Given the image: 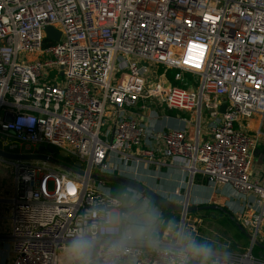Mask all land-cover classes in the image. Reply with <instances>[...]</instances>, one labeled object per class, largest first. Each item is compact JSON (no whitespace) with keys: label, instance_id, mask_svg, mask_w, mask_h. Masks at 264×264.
Segmentation results:
<instances>
[{"label":"built area","instance_id":"obj_1","mask_svg":"<svg viewBox=\"0 0 264 264\" xmlns=\"http://www.w3.org/2000/svg\"><path fill=\"white\" fill-rule=\"evenodd\" d=\"M151 106L176 111L183 126L148 125ZM28 116L30 126L18 123ZM0 139L9 152L50 146L74 160L49 166L54 153L42 151L46 161L11 162L7 217L0 208L8 264H59L73 231L133 194L150 201L131 188L128 201L112 196L104 176L166 161L239 199V221L263 241L264 167L254 153L264 145V0H0ZM183 222L179 239L134 243L117 264H196L181 251ZM217 252L220 264L257 263L251 252ZM96 261L106 264L103 243Z\"/></svg>","mask_w":264,"mask_h":264},{"label":"rangeland","instance_id":"obj_2","mask_svg":"<svg viewBox=\"0 0 264 264\" xmlns=\"http://www.w3.org/2000/svg\"><path fill=\"white\" fill-rule=\"evenodd\" d=\"M155 111H158V113L163 112V114H166L164 111H159V109H156L155 107H152ZM154 112V111H153ZM185 116V115H184ZM188 116V115H186ZM256 117V116H255ZM254 117V119H255ZM259 117V116H258ZM254 126V123L252 124ZM0 148L7 150L10 149L9 147H2V141L0 139ZM29 148V146L21 144L16 146V151H24L25 149ZM11 151V150H10ZM12 151V152H16ZM53 158L55 160L52 162H49V166H59L60 168H73V161L69 157L65 156V154L59 152V149H53ZM5 161V164L9 166V171L12 172L13 166L11 165L12 161ZM145 172L141 173L144 174V176L140 175L141 177L136 178L131 173L126 175L125 177L130 179H135L141 184H144L148 188H152V191H154L159 196L161 195L162 198L170 201L175 202L174 204H183V196L185 193V189L190 188L191 184L189 185V181H184L181 183L179 187H174L173 184L170 181H164L163 175L161 170L157 167V169H150V167L145 168ZM68 171V170H66ZM187 175L189 176V173L187 172ZM200 177L198 175H195L193 179ZM190 178V176L188 177ZM204 182L202 185L203 188H206L207 186L212 189V191L215 192V195L222 196L223 199L221 201V205L215 203L214 198L208 199L209 195L202 194L199 192H196L194 194H191V197L188 196V205H208V204H216L218 207H221L224 209L226 214H223L222 211H218L217 209H204L188 212L185 214L184 218V225L182 227L181 232V238L182 237H192L197 242H208L210 243L215 250L217 251H227L231 253H240L244 254L247 253L248 249L251 247V241L243 236L241 232L237 231L236 227L233 224V221L235 223H242L243 221H239L238 214L239 210L241 208V202L237 198H232L229 195H225V192H222L219 188H214L212 185H210L207 180L200 177L197 182ZM129 188V187H127ZM190 190V189H189ZM177 196L180 197H176ZM132 195V193H130ZM226 197H225V196ZM137 196L133 194V200L136 201ZM132 201V200H131ZM138 203V202H137ZM148 205L155 208L159 212V219H158V225L163 226L164 223V216L163 212L160 210V207L155 204H150V201H148ZM178 216L174 219L175 223L177 224L175 228V234L179 232L180 228V220H181V213H174ZM230 214L233 217V221H230L227 219V215ZM167 221V220H166ZM245 228V226H244ZM156 236V234H155ZM264 244V240H263ZM259 248L257 245H252L251 248V256L254 258V261L257 262L255 264H264V256L261 255V252L259 251Z\"/></svg>","mask_w":264,"mask_h":264},{"label":"clouds","instance_id":"obj_3","mask_svg":"<svg viewBox=\"0 0 264 264\" xmlns=\"http://www.w3.org/2000/svg\"><path fill=\"white\" fill-rule=\"evenodd\" d=\"M33 122L34 118L29 116L18 121L28 126ZM158 219L157 209L135 200L106 209L94 225L75 230L69 235L59 248V264H97L96 253L101 243L107 257L106 264H117V258L128 246L137 242L154 243ZM186 240L181 251L196 257V264H220V254L210 243L197 242L192 237ZM223 259L228 261L230 257L225 254Z\"/></svg>","mask_w":264,"mask_h":264},{"label":"crops","instance_id":"obj_4","mask_svg":"<svg viewBox=\"0 0 264 264\" xmlns=\"http://www.w3.org/2000/svg\"><path fill=\"white\" fill-rule=\"evenodd\" d=\"M152 107H154V106L150 107V109L144 114L145 116L143 118L144 120L147 119L146 123L148 125H150V126L155 125V127L157 129H159V128L163 129V128H168V127L180 128L183 126V124L180 123L179 120L177 119V116H176L177 113L176 112L174 114L168 113L167 112L168 110H165L164 112H166V114H168V115H171L170 117L172 118V120L164 121L162 119L160 122L157 120V122L155 123V120L158 119L157 115L158 116L162 115L163 112L158 113V111H155ZM179 115L184 116V114H182V113H179ZM254 155H255L254 167L255 168H257V167L259 168L261 166L264 167V145H262V144L258 145V148L256 149ZM149 167H150V169H152V168L157 169V167L155 165H150ZM158 168L162 172L163 180L164 181H166V180L170 181L174 187H179L181 185V183H183L184 181H189L188 183H189V185L191 184V187L188 189L187 188L185 189V193L183 196V204L188 205V196L191 197V194L199 192L202 194L209 195L208 199L214 198L215 203L221 205V201L223 199L222 196L215 195V192L212 191V189L208 186L206 188H203L202 185L204 184V182H202V181L197 182V183L195 182L198 179H200V177H202L201 175L197 174L200 177L195 178V180L190 179V178H188L189 176L187 175V171L185 169L181 168L180 166L171 164L168 161L162 162V165H160ZM133 170L135 171V173H131V174H133V176H135L136 178L141 177L140 175L144 176V174H141L143 172H145V174H146V170L142 165H140L139 167H136V168L133 167ZM202 178H204V177H202ZM13 188L14 187H13V183H12V172L9 171L8 165H6L0 161V208H1V213L3 214V216H6V217L8 216V209H9L8 199H10L12 194H13ZM150 189L152 190V188H150ZM175 196L180 197L181 195L177 196L175 194ZM173 203H175V202H173ZM200 205H202V204H200ZM188 206H191V205H188ZM194 206H196V205H194ZM195 211H197V210H195ZM218 211H220V210H218ZM191 212H193V211H191ZM171 213H178V212H171ZM222 213L226 214L227 212H222ZM174 215H176V214H173L172 216H170L167 219V221L164 220V224L162 227L157 225L156 228H158V229H157V232L155 234L158 236V238L160 240H163L166 242H173V241L179 239V232L177 234L173 235L176 232L175 228L177 226V224L174 221V219H175ZM0 217H1V215H0ZM246 232H248V231H246ZM241 233L243 236L246 237L244 232H241ZM182 242L187 243L186 237H182ZM8 243H10V242L9 241H7L6 243H2V241L0 242V264H8V260H7L8 257L6 258V256H5V253H7V249L9 247L7 245ZM123 264H125V263H123Z\"/></svg>","mask_w":264,"mask_h":264},{"label":"water","instance_id":"obj_5","mask_svg":"<svg viewBox=\"0 0 264 264\" xmlns=\"http://www.w3.org/2000/svg\"><path fill=\"white\" fill-rule=\"evenodd\" d=\"M45 31L47 32L46 34H47L48 39L58 41L60 34H61L59 30H56L51 26H47ZM143 64L146 65V63H144V62H143ZM225 107H226V103L224 102L220 106L219 112L222 113L224 111ZM37 150L39 151L38 153H26V152L25 153H18V152H9V151H6V150L0 148V158L1 159H7L10 161H15V160H19V161H46L48 159V156L44 155L40 152L46 151L49 154H53V152H54L50 146H46V147L45 146H38ZM104 179L106 182L121 183V184L125 185L126 187L137 190L139 193H142L143 195L148 197V199L151 200L152 202H154L156 205L163 207L170 212L181 213L180 225L184 221L185 214L188 212H191V211L200 210V209L204 208V209H218V210H221L222 212H226L224 209H222L221 207H218V205H216V204L198 205V206H194V205L188 206L187 204H182V205L174 204V203L162 198L161 195L159 196L154 191H152L150 188H148L144 184H141L140 182H138L135 179H130L127 177H122V176H108V175L104 176ZM238 227H239L240 231L244 232L246 237L251 241V244H250L251 247L248 249V251H247L248 253L251 252L252 245H254V244L257 245L259 248H261L264 251V244H262L259 240L252 241L251 240L252 235L249 234L248 232H246V230L241 225H238Z\"/></svg>","mask_w":264,"mask_h":264},{"label":"trees","instance_id":"obj_6","mask_svg":"<svg viewBox=\"0 0 264 264\" xmlns=\"http://www.w3.org/2000/svg\"><path fill=\"white\" fill-rule=\"evenodd\" d=\"M175 72V70H169L168 73H167V76H168V79L170 80L171 84L173 85H177V86H181L180 83L178 82H175L173 81V73ZM185 76V79L187 81H191L193 79V76L192 74L190 73H185L184 74ZM168 113H175L176 111H167ZM199 175V174H198ZM108 186L110 187V193L112 196L122 200V201H128L129 200V197H130V193L129 190H127V187L121 183H109L107 182ZM150 204H154V202H152L150 200ZM160 207V206H159ZM160 210L163 212V216H164V220L166 221L170 216H172L174 213H171L170 211H168L167 209L163 208V207H160ZM228 213V212H227ZM178 216H175V218H177ZM227 219L230 220V221H233V217L228 214L227 215ZM164 224V223H163ZM233 224L234 226L236 227L237 231L241 232L238 225L240 223H235L233 221ZM241 225V224H240ZM242 226V225H241ZM243 227V226H242ZM244 228V227H243ZM242 234V233H241ZM155 235V233H154ZM262 244H263V241H260ZM259 251L261 252V255L264 256V251L262 249H259Z\"/></svg>","mask_w":264,"mask_h":264}]
</instances>
